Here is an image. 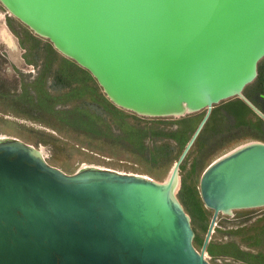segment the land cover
<instances>
[{
    "label": "water",
    "instance_id": "95a60500",
    "mask_svg": "<svg viewBox=\"0 0 264 264\" xmlns=\"http://www.w3.org/2000/svg\"><path fill=\"white\" fill-rule=\"evenodd\" d=\"M89 71L120 108L151 117L207 110L165 182L109 169L74 174L32 145L0 140V264H211L220 213L264 207V143L211 164L201 251L174 196L180 165L213 108L243 99L264 58V0H0Z\"/></svg>",
    "mask_w": 264,
    "mask_h": 264
},
{
    "label": "rangeland",
    "instance_id": "374dc122",
    "mask_svg": "<svg viewBox=\"0 0 264 264\" xmlns=\"http://www.w3.org/2000/svg\"><path fill=\"white\" fill-rule=\"evenodd\" d=\"M3 13L0 25L8 26L17 48H9L0 39V135L44 148L48 163L67 174L87 165L165 182L207 110L181 117H151L120 108L89 71L9 15L0 2ZM258 72L243 94L264 113V58ZM176 131L187 144L173 137ZM254 141L264 143V119L241 98L223 101L213 108L180 165L174 196L191 219L198 251L213 216L201 196L205 170L218 158ZM217 224L207 249L211 264H235L236 240L264 255V207L220 214ZM237 228L243 238L238 237Z\"/></svg>",
    "mask_w": 264,
    "mask_h": 264
},
{
    "label": "bare ground",
    "instance_id": "6f19581e",
    "mask_svg": "<svg viewBox=\"0 0 264 264\" xmlns=\"http://www.w3.org/2000/svg\"><path fill=\"white\" fill-rule=\"evenodd\" d=\"M8 13H9V15H11V16H14V15H12L9 11H8ZM0 20H5V15H4V13L3 14H0ZM0 39L4 42V43H6V45L7 46H9V48H17L16 47V42H15V40H14V37H13V34H12V32L9 30V28H8V26H6V25H0ZM15 50V49H14ZM9 139H16V138H14L13 136H5V135H0V140H9ZM255 142V141H254ZM249 144V143H248ZM242 146H240V147H238V148H236V149H234L233 151H230V153H232V152H234L235 150H237V149H239V148H241ZM37 150L39 151V153L44 157V159L46 160V152H44V148H42V149H40V148H37ZM230 153H227V155L228 154H230ZM226 155V154H225ZM224 157V156H223ZM223 157H221V158H223ZM221 158H218L217 160H215L214 162H212L211 164L213 165L216 161H218L219 159H221ZM178 162V161H177ZM177 162L174 164V166H173V168L171 169V172H170V174H169V176H168V178L166 179V181L168 180V179H170V175L172 174V173H174V171H175V169H176V164H177ZM210 164V165H211ZM209 165V166H210ZM209 166H208V168H209ZM85 167L86 168H90V167H87V165H85ZM92 167V166H91ZM94 168H99V169H102V168H100V167H96V166H94ZM207 168V169H208ZM85 169V168H84ZM103 169H105V168H103ZM206 169V170H207ZM83 170V169H82ZM117 172H119V171H117ZM121 173V172H120ZM178 173H179V171H178ZM135 175V174H134ZM136 176H139V175H136ZM143 177H146V178H148V179H151L150 177H148V176H145V175H143ZM179 180H178V177H177V181H176V183H175V185H174V188H177L178 186H179ZM173 192H174V189H173ZM214 213V212H213ZM220 214H229V215H232L233 214V212L232 213H220ZM217 222H218V219H217V221H216V224H215V227H214V231H215V228H216V226L218 225L217 224ZM213 231V232H214ZM213 234V233H212ZM208 252L206 251L205 252V256H206V258H208Z\"/></svg>",
    "mask_w": 264,
    "mask_h": 264
},
{
    "label": "flooded vegetation",
    "instance_id": "af4514ba",
    "mask_svg": "<svg viewBox=\"0 0 264 264\" xmlns=\"http://www.w3.org/2000/svg\"><path fill=\"white\" fill-rule=\"evenodd\" d=\"M246 103V102H245ZM257 107V106H256ZM258 108V107H257ZM259 109V108H258ZM260 110V109H259ZM261 111V110H260ZM212 113V112H211ZM205 116V115H204ZM210 116H211V114H210ZM210 118V117H209ZM203 119V118H202ZM209 120V119H208ZM202 121V120H201ZM200 121V122H201ZM200 124V123H199ZM199 126V125H198ZM259 226V225H258ZM240 227H242V226H240ZM243 227H245L244 229L246 230L247 229V227H248V229L250 230V227L251 226H248L247 224H244V226ZM254 229H255V226L253 227ZM241 228H237V233H238V237H241V238H243L244 236L240 233V230ZM257 229V228H256ZM262 229H263V227L261 228V229H259L260 230V237H259V239H262L263 238V236H261V232H262ZM244 230V231H245ZM249 230H248V232H249ZM248 239H249V237H247ZM246 239V236H245V238H244V240ZM261 242H262V240H261ZM236 246H235V248H236V255H235V264H236V261H238V263H241V264H264V255L263 254H260V253H258V252H255V251H250V250H247L244 246H242L241 244H239V243H237V241H236ZM240 247L241 248H244L243 249V251L242 252H240L239 253V251H238V248L240 249ZM234 248V247H233ZM208 252V251H207ZM238 256V257H237ZM250 256H252V257H260L261 259H259L257 262H255L254 261V258H253V261H251V259H252V257H250Z\"/></svg>",
    "mask_w": 264,
    "mask_h": 264
},
{
    "label": "trees",
    "instance_id": "16d2710c",
    "mask_svg": "<svg viewBox=\"0 0 264 264\" xmlns=\"http://www.w3.org/2000/svg\"><path fill=\"white\" fill-rule=\"evenodd\" d=\"M189 120H190V119L188 118L187 121L190 122ZM191 120H193V119H191ZM195 122H196L195 124H197V120H195ZM193 123H194V122H193ZM193 128H194V127H193ZM179 131H181V133H183L184 130H179ZM176 133H178V131H176V132H174V133L172 134L173 137H174L177 141H179V143L181 142V144H183V145L187 144V143H186V139H185V140H183L182 138L180 139V136H178ZM182 140H183V141H182ZM209 253H210V254L213 253V250L210 249V250H209Z\"/></svg>",
    "mask_w": 264,
    "mask_h": 264
},
{
    "label": "crops",
    "instance_id": "0c3cea01",
    "mask_svg": "<svg viewBox=\"0 0 264 264\" xmlns=\"http://www.w3.org/2000/svg\"><path fill=\"white\" fill-rule=\"evenodd\" d=\"M236 241H237V240H236ZM235 243H236V242H235ZM237 243L241 244L239 241H237ZM232 247H233V246H232ZM243 249H244V248H241V247H240V249L238 248L239 253L242 252ZM235 255H236V253H233V254H232V256H234V257H235ZM237 257H238V256H237Z\"/></svg>",
    "mask_w": 264,
    "mask_h": 264
},
{
    "label": "built area",
    "instance_id": "2783aa9c",
    "mask_svg": "<svg viewBox=\"0 0 264 264\" xmlns=\"http://www.w3.org/2000/svg\"><path fill=\"white\" fill-rule=\"evenodd\" d=\"M210 258H211V256H210V255H208V258H207V260H208V261H210V260H209ZM219 262H220V260H219Z\"/></svg>",
    "mask_w": 264,
    "mask_h": 264
}]
</instances>
